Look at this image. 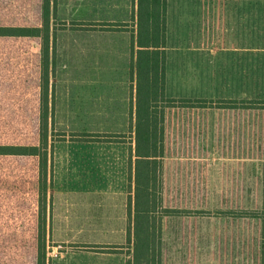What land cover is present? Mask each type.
I'll use <instances>...</instances> for the list:
<instances>
[{
	"label": "rangeland",
	"instance_id": "obj_1",
	"mask_svg": "<svg viewBox=\"0 0 264 264\" xmlns=\"http://www.w3.org/2000/svg\"><path fill=\"white\" fill-rule=\"evenodd\" d=\"M170 13L169 96L220 99L255 95L264 54V0L234 4H176ZM22 15H28L29 23H33L32 3L22 5ZM22 19L25 20L24 17ZM62 61L64 56L57 45L52 58V86L58 95L54 94L52 99L60 97ZM36 74L35 42L0 40V94L12 93V96L0 97V141L35 143L33 88ZM20 89L26 91L22 97L25 105L23 111L18 108ZM12 101H16L14 106ZM54 101L57 106L59 101ZM54 113L55 109L52 111L53 140L61 139L62 134L73 139L78 136L87 139L89 135H94L87 134L86 130L78 133L75 120ZM259 122L258 116L240 111L173 113L168 125L164 172L168 202L193 206L209 195L217 208L240 209L247 198L256 200L260 189L251 169L256 157ZM32 165L34 163L30 160L0 158V205H3L4 199H10V194L15 191L14 179L3 181L1 174H17L20 171L27 190L24 204L29 206L31 190L35 188ZM3 183L6 187H3ZM65 207L66 204H63L62 209ZM79 207L85 208L84 205ZM91 209L98 214L94 204ZM112 211L118 217L119 208L112 207ZM76 216L84 220L85 212H79ZM217 221L206 220L198 225L199 230L196 236L193 235L197 240L191 243L193 248L188 251V247L181 246L183 254L181 257L177 255L180 258L175 264H244L240 249L243 237L252 234V227L244 223ZM117 232L119 234V230ZM30 236L31 232L26 229L22 238L11 235L3 243L0 240V260L30 263L33 259ZM100 237V230L97 229L50 228L47 260L49 264H54L68 251H84L89 244L95 246ZM168 237L169 241L173 239L172 229L168 230ZM199 237L203 238L199 240ZM117 240L116 248L126 253V242L123 239L119 241V236ZM171 248L174 250L173 245ZM116 258L117 264H124L125 255Z\"/></svg>",
	"mask_w": 264,
	"mask_h": 264
},
{
	"label": "trees",
	"instance_id": "obj_2",
	"mask_svg": "<svg viewBox=\"0 0 264 264\" xmlns=\"http://www.w3.org/2000/svg\"><path fill=\"white\" fill-rule=\"evenodd\" d=\"M166 1L136 0V52L133 62L134 161L132 174L129 162L127 184V216L131 222L127 232L128 235L132 234V244L128 243L126 253L121 252V248H116L117 246H86L87 251L125 254L124 264H175L183 254L181 246L188 247V251L193 248L191 243L197 240L193 235L199 230L198 225L214 219L218 220L217 222L244 223L251 226L252 234L243 237L241 259L244 264H264V54L261 76L254 96L245 94L241 98L220 99L168 96L165 82ZM26 2L33 5V23H29V18H26L28 15H22V5ZM55 6L56 0H0V40H32L37 45V74L33 88L36 141L33 144L0 141V158L30 160L34 163L32 171L34 170L35 188L31 190L29 206L24 204L27 190L21 172L1 174L3 181L14 179L15 191L10 194V199H4L3 205H0V240L3 243L11 238V235L14 238H22L24 230L28 229L31 232L30 249L33 259L25 264H49L46 248L54 141L50 81L53 76ZM2 94L0 97L12 96V93ZM25 94L26 91L20 89V110H16L25 109L22 100ZM12 103L14 106L16 101ZM211 110L251 113L260 120L256 157L251 169L260 191L256 200L247 198L244 207L240 209L217 208L209 195L195 202L193 206L170 204L166 197L164 172L171 115L175 112ZM76 139L83 138L78 136ZM87 139L96 141L115 138L89 135ZM3 187H6L4 183ZM186 224H189L188 228ZM169 229L173 232L171 241L168 240ZM202 238L199 237V240ZM177 245L179 247L176 248ZM0 264L24 263L0 260Z\"/></svg>",
	"mask_w": 264,
	"mask_h": 264
},
{
	"label": "crops",
	"instance_id": "obj_3",
	"mask_svg": "<svg viewBox=\"0 0 264 264\" xmlns=\"http://www.w3.org/2000/svg\"><path fill=\"white\" fill-rule=\"evenodd\" d=\"M246 1L251 0L166 1L165 82L168 96L172 6ZM135 10L136 0H56L52 58L58 45L64 61L61 62L60 97L52 99V111L55 109L56 116L75 120L78 133L86 130L87 134L115 139L77 140L62 134L61 139L53 141L48 238L50 228H85L100 230L101 237L95 246L114 247L118 245L115 244L118 236L119 241L123 239L127 245L132 244V234L127 232L131 227L127 216V184L129 162L132 174L134 161ZM52 79L53 76L50 81L53 98L58 92L53 91ZM56 99L59 101L57 106ZM63 204L67 207L62 209ZM93 204L98 214L91 209ZM116 206L118 217L112 211ZM79 212H85L84 220L76 216ZM118 255L125 254L87 249L68 251L54 264H117Z\"/></svg>",
	"mask_w": 264,
	"mask_h": 264
},
{
	"label": "built area",
	"instance_id": "obj_4",
	"mask_svg": "<svg viewBox=\"0 0 264 264\" xmlns=\"http://www.w3.org/2000/svg\"><path fill=\"white\" fill-rule=\"evenodd\" d=\"M54 256H56V253L54 254Z\"/></svg>",
	"mask_w": 264,
	"mask_h": 264
}]
</instances>
